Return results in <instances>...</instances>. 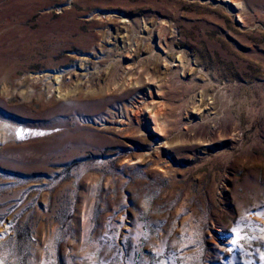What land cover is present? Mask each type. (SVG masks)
I'll use <instances>...</instances> for the list:
<instances>
[{
	"label": "rangeland",
	"instance_id": "374dc122",
	"mask_svg": "<svg viewBox=\"0 0 264 264\" xmlns=\"http://www.w3.org/2000/svg\"><path fill=\"white\" fill-rule=\"evenodd\" d=\"M0 262L264 264V0H0Z\"/></svg>",
	"mask_w": 264,
	"mask_h": 264
},
{
	"label": "bare ground",
	"instance_id": "6f19581e",
	"mask_svg": "<svg viewBox=\"0 0 264 264\" xmlns=\"http://www.w3.org/2000/svg\"><path fill=\"white\" fill-rule=\"evenodd\" d=\"M234 3V2H233ZM236 3V2H235ZM236 5V7L237 8H239L240 7V3H237V4H235ZM239 21L241 22V23H243V21H242V19L239 17ZM102 60V59H101ZM107 60V59H106ZM105 61V60H104ZM124 123V122H123ZM156 127V126H155ZM157 128V127H156ZM17 131H19L18 133H21L22 135H20V137H24V136H26L27 134H29L32 138H36V137H41V135H39V134H41V133H43L44 131H41V130H35V129H28V128H20V127H17L16 128V130H15V132H17ZM119 131V130H118ZM131 132V131H130ZM14 137L17 139V135H15V133H14ZM30 137V138H31ZM156 144V143H155ZM154 144V145H155ZM158 145V144H157ZM161 145V144H160ZM155 150H156V147H155ZM154 151V150H153ZM152 151V152H153ZM175 177V176H174ZM173 178V177H172ZM217 229V228H216ZM223 230V229H222ZM219 231H221V230H219ZM221 232H224V231H221ZM225 240V239H224ZM228 242H232L231 241V239H228L227 240Z\"/></svg>",
	"mask_w": 264,
	"mask_h": 264
},
{
	"label": "snow or ice",
	"instance_id": "6c2138e0",
	"mask_svg": "<svg viewBox=\"0 0 264 264\" xmlns=\"http://www.w3.org/2000/svg\"><path fill=\"white\" fill-rule=\"evenodd\" d=\"M17 135H22L21 133H18ZM0 264H2V262H0Z\"/></svg>",
	"mask_w": 264,
	"mask_h": 264
}]
</instances>
